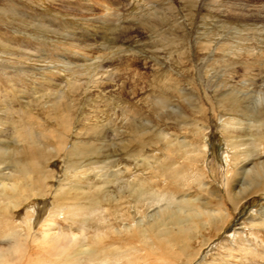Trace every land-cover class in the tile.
I'll return each instance as SVG.
<instances>
[{
    "label": "rangeland",
    "instance_id": "obj_1",
    "mask_svg": "<svg viewBox=\"0 0 264 264\" xmlns=\"http://www.w3.org/2000/svg\"><path fill=\"white\" fill-rule=\"evenodd\" d=\"M260 91L264 93V0H0V141L16 146L13 136L28 125V110L37 119L33 125L39 121L55 126L50 112H59L50 106L62 94L59 103L71 119L68 140L89 139L105 147L101 156L92 153L85 163L105 160L113 151L110 160L115 164L103 169L113 177L128 164L137 168L134 159L124 156V149L134 148L127 140L140 119L147 135L163 130L183 137L188 128L205 127L201 170L194 167L190 186L174 183L172 188L179 186L178 192L197 197L196 206L209 202L210 211L217 210L220 201L211 189H220L225 216L219 230L204 231L207 245L191 264H264V192L243 199L238 182L242 165L255 161L256 166H264V153L252 142L255 131H245V124H239L237 141L232 142L241 146L230 153V161L222 134L223 124L239 115L236 107L251 106L245 93L255 96ZM159 98L169 104L160 105ZM126 108L139 114L137 120L124 112ZM183 121L190 126L184 127ZM152 141L145 147L148 154L158 149ZM192 158L190 154L188 162ZM7 166L15 169L14 162ZM50 168L59 178L65 177L60 159ZM103 171H91L89 177L93 180ZM201 171L206 176L197 175ZM59 178L49 185L57 187ZM231 181L229 196L226 189ZM201 182H207L206 189L199 187ZM117 185L113 180L109 186ZM150 195L146 199L150 211L163 204L159 200L165 202V197ZM31 205L14 210L12 225L18 230L27 228L21 222L27 211L33 213L31 224L38 230V222L55 208L52 197L35 198ZM104 213L82 208L56 219L66 226L74 217L87 218V233L95 237L101 231L91 216L105 225ZM8 240L0 230V247H9ZM152 242H145L148 250L159 254L162 250L152 248ZM30 246L21 264H28L39 252L34 244Z\"/></svg>",
    "mask_w": 264,
    "mask_h": 264
},
{
    "label": "bare ground",
    "instance_id": "obj_2",
    "mask_svg": "<svg viewBox=\"0 0 264 264\" xmlns=\"http://www.w3.org/2000/svg\"><path fill=\"white\" fill-rule=\"evenodd\" d=\"M110 1L112 3L114 0ZM253 96L251 93H245L244 96L250 107L235 108L242 118L235 115L222 126V134L228 141L227 158H230V161L232 158L230 153H235V149L241 146L240 142V144L232 142L236 138V132L241 130L239 124H245V131H251L252 134L255 131L254 136L251 134L254 137L251 136L252 142H257L256 145L261 146V152L264 153V107H262L264 93L260 91L254 98ZM62 98L64 95L61 94L50 106L54 112H59L56 115L50 112L51 118H55V126H48V123L39 121L34 122L36 124L33 125V120L37 119L31 110H28V125L15 132L13 136L18 144L12 146L4 140L0 141V224H4L0 230L2 236L11 243L7 248L0 247V264H21L31 251L30 243L34 244L33 248L37 247L39 252L28 264H65V262L66 264H191L202 253L203 246L207 245L204 231L219 230L218 224L224 223L225 216L221 209L222 198L218 195V193L222 194L220 189H211L220 201L218 207L216 206L218 209L210 211L208 201L203 207L196 206L199 202L197 197L190 199L188 193L177 191L179 186L176 189L172 188L174 183L190 186L194 178L190 174L194 167L201 170L199 163L204 160L203 153L206 148L205 127L195 130L188 128L184 131L186 134L183 137L177 135L174 137L173 134L163 130L154 135L149 132L147 135L140 119L139 123L134 124V129L129 133L130 137L127 140L128 144L131 142L135 144L134 148L124 149V156L134 159L137 168L133 170L128 164L124 171L114 173L112 177L103 169L115 164L110 160L113 151L107 152L105 160L90 159L89 163H85L92 153L101 156V150L105 147L101 149L89 139L79 138L74 142L68 140L67 128L71 119L69 120L70 115H67L70 113L69 110L59 103ZM157 102L164 106L169 104L168 100L161 98ZM129 109L131 108H126L124 112L131 113L133 120H137L139 114ZM148 123L149 126L153 125L150 121ZM183 125L190 126L186 121H183ZM190 132L192 134L195 132L193 137L188 135ZM151 140H155L152 143L158 149L148 154L145 152V147ZM121 143L123 145L122 141ZM190 154L193 156L192 162H188ZM56 159L64 162L65 177L62 179L50 168L51 162ZM13 162L15 169L7 166ZM254 162L242 165L240 168L242 179L236 180L241 183L239 192L243 199L252 193L264 192V166H256ZM94 170L103 173L97 174L92 180L89 173ZM197 175L202 178L206 176V172L202 174L201 171V174ZM114 177L116 179H113ZM58 178L60 180L57 187L49 185V181ZM113 180L119 183L115 189L109 186ZM226 180L223 178V181ZM231 184L232 181L226 189L229 196ZM199 187L206 189L207 182H201ZM150 194L159 195V198L165 197V202L163 199H158L163 204L154 206L156 208H151V211L149 209L151 205L146 206V201L148 202L146 199ZM38 197L45 199L52 197L55 208L46 212L44 219L38 222V230L35 229L36 225L31 224L33 213L27 211L25 219L21 221L27 228H23V231L18 230L17 226L12 225L14 210L25 204L33 207L31 203ZM132 201L134 204L130 205L129 202ZM155 202L153 205H156ZM126 206L128 209L125 208ZM82 208H87L93 213L100 210L105 212L103 216V219L107 218L105 225L102 224L103 220L91 216V222L105 226L102 230L98 229L99 226H95L101 231L95 237L87 233L85 226L89 222L87 218L78 220L74 217L71 222L67 220L66 226H61L56 219L57 216L60 218L72 212L78 213ZM133 208L136 210H132ZM76 224H80V227ZM103 230L108 231L103 232ZM151 239H153L152 248L158 246L159 250H162L159 254L148 250L150 246L145 242H150Z\"/></svg>",
    "mask_w": 264,
    "mask_h": 264
}]
</instances>
